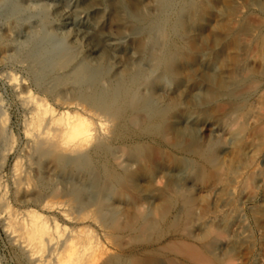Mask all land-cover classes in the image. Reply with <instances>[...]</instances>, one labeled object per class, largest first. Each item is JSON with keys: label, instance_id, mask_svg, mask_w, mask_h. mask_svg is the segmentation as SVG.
<instances>
[{"label": "bare ground", "instance_id": "obj_1", "mask_svg": "<svg viewBox=\"0 0 264 264\" xmlns=\"http://www.w3.org/2000/svg\"><path fill=\"white\" fill-rule=\"evenodd\" d=\"M26 1L29 11L20 0H0V13L10 22V37L3 38V51H18V59L25 62L33 82L32 91L25 82L20 86L14 74L7 77L26 111L22 126L28 150L24 162L16 159L11 172L12 187L23 192L17 204L20 207L10 205L8 188L0 178V214L5 231L21 253L23 264H122L116 260L114 236L106 225L111 220L104 221L111 201L128 197L129 182L136 177L131 173L133 168L140 171L148 163L143 149L153 145L179 151L181 157L177 159L186 164L181 171L168 167L159 170L151 181L154 188L142 198L158 201L154 213L158 222L174 207L164 200L166 193L171 199L173 190L161 192L171 177L175 182L170 186L175 191L176 187L191 190L196 182L191 175L202 162L217 167L213 185L220 186L227 178L217 166L222 133L241 118L240 103L248 93L237 91L251 77L243 78L245 67L238 68L236 61L223 62V45L234 31L218 32L212 47H208L204 33L227 17L239 23L264 0H250L248 4L231 0L230 7L223 0ZM26 12L27 19H33V32L25 30L26 42L19 46L16 36ZM166 13L170 23L167 35L160 37L154 26ZM255 33L245 30L241 35L252 39ZM200 43L205 49L198 50ZM258 51V58L264 62V40ZM235 54L245 63L256 57L241 50ZM160 57H165L163 69L153 75V63ZM215 70L217 76L212 75ZM214 104L226 107L217 118H207L203 113ZM256 108L254 133L240 148L241 158H236L240 171L230 181L232 195L251 189L249 174L255 184H264V171L258 163L264 155L260 138L264 136V103ZM5 115L0 113V145L7 135ZM202 132L210 139L202 142L197 135ZM12 146L0 156L6 157ZM136 148L140 149L138 154ZM141 172L138 174L143 175ZM212 188L206 192L208 196H213ZM254 198L249 192L244 201ZM144 205L133 206L135 210L123 224V239L132 241V233L139 235L155 227L145 221ZM216 212H227L235 219L236 234L230 236L223 228L206 225L203 239L209 240L207 245H214L202 246L206 255L232 263L231 245L243 247L249 242L246 222L234 205H222ZM256 231L264 235V225H257ZM257 262L264 264V253L258 254Z\"/></svg>", "mask_w": 264, "mask_h": 264}, {"label": "rangeland", "instance_id": "obj_2", "mask_svg": "<svg viewBox=\"0 0 264 264\" xmlns=\"http://www.w3.org/2000/svg\"><path fill=\"white\" fill-rule=\"evenodd\" d=\"M223 1L225 6L230 7L231 0H223ZM249 1L250 0H243L244 4H248ZM20 2L21 4H23L24 8L27 7L26 9H28L29 5H27L26 0H20ZM211 7L212 6H210L209 9H211ZM29 10L30 7L28 11ZM1 15L2 14L0 13V113H4L6 114L5 116H7L6 117L7 135L4 138V142L0 145V149L2 150V151L0 150V153L4 152V149L9 148L12 145H13L12 146L13 150L11 149V151L8 152V154H6V157L4 158L0 156V178L2 185L6 189L8 188L7 189L8 202H10V205H12L13 207L18 208L20 207L18 206L20 205L18 201L21 200V197L23 196L22 195L23 192L19 193L15 191V189L12 187L11 172L16 159L18 160L20 159L19 161L24 162L25 158H23V156H25L26 151L28 150L27 141L24 140L23 138V126H22L27 115L25 109L21 106V104L17 100L15 92H13V90L11 89L7 77L8 74H12V75L14 74L20 86L23 87L24 85H22V83L25 82L24 83L25 86L30 88V90L32 91H33V82L28 72V69L25 66L26 65L25 62L18 59L20 58L19 56L20 54L18 55V51H15V49L3 51L5 40L7 39V37L8 38L10 37V32H9L10 22L7 18ZM22 19H23L22 21L23 31L21 30V32L18 33V36H16V43L19 46L24 45L26 42L25 30H31L33 32V24H32L33 19L31 20L27 19V12L24 13ZM24 19H26L27 21ZM245 30L256 31L255 37L252 39H243L242 37L243 35L241 34L243 33V31L245 32ZM230 31L232 32L234 31L235 34L233 33V35L229 37L228 40L224 43L225 45H223V50H225L224 56L222 58L223 62L225 61L226 63L229 64V63H233V61H236V66L238 68L245 67L244 73L246 74H244L245 76L243 75V78L245 77V79H249L251 77V79H249L250 82L246 81L242 85L241 87L242 89L239 88L237 91L239 94L248 93L246 95V98L242 100L241 102L242 104L240 103V105L242 106L241 118L230 129H227V131L225 129L224 132L222 133V141L218 154L219 158L217 160L218 163L217 166L223 168V171L226 173L227 178L225 179L224 183L220 184V186L217 184L213 185L211 181L213 180L212 175L216 171L217 167L208 166L202 162L199 165L200 167L198 168V171L195 174L191 175L192 178L194 177L196 178V179L194 178L196 182L191 190H189L188 188L178 189V187H176L177 191H175L170 186L171 182H175L174 177H171L170 181L169 182L167 181L166 183L167 185H165V187L161 189V192L166 189L173 190L172 192H170L171 199H168L167 194L169 193H166L165 195L167 198L165 197L164 200L167 199V202L174 207L172 212H170V214L165 219H161L158 222L157 220L154 219L155 217L154 213H156L158 201L156 202L155 199V200H151L152 202L149 201L150 202L149 203L142 198H144L143 196L147 192L151 191L154 188L151 181L153 180V176L156 175L159 170L168 167L167 169L169 170L170 168L171 169L173 168V170L175 171H181L186 164L184 163V160L177 159L181 157V153L179 151L176 152L175 150H170L167 147H162L160 149L153 145L143 149L144 157L149 159L148 163H146L145 166L142 167L140 170L142 171L141 173L143 175L138 174L140 171L139 169L137 171V167L133 168L131 173L136 177L133 180L131 179L132 181L130 180L129 182L131 186L126 191L128 193L127 194L128 197L120 201L115 197L110 203L112 206L109 205V211L111 213L109 212L107 219H105L104 221L105 224H106V220L107 222L110 220L113 222L112 226H111L112 223L111 221L106 225L107 226L110 225V228L108 230L114 236L113 244L115 245V247H117L116 255L118 256L116 260L122 264H139V263L141 264H204L205 261L207 262L209 261L208 264H216V263L217 264H225V263L255 264L257 262L258 254L264 253V249H263L264 244H261L264 243L263 241L264 235L258 234L256 231L257 225H261V226L264 225V209H263L264 184L262 185L255 184L253 180L254 176L249 174L248 176L249 181L250 182L252 181L251 184L252 183L255 184L254 187H252V185L250 184L249 187H251V189L248 188L243 191H238L235 195L231 194L229 188L230 181L234 176L233 174H235V172L237 171H240L238 167L240 166L238 163L239 159L242 156V154H240L241 153L240 148L243 146L245 139H247L251 135V133L252 134L254 133L255 130L254 124L256 123L255 121L256 120L255 112L257 109L256 107L261 106L264 103V78H263L264 62L258 58V54H259L258 50L264 40V4L262 3L259 8H256V10L253 9L250 12H248L246 15H244V17H242L239 23H233L229 19V17H227L224 20L221 21L219 20L217 24H214V26H212L210 29H206L204 36L207 40H209L207 42L208 47H212L211 44H213L214 38L216 37V34H218V32H223L222 34H225ZM20 36L22 37L20 38ZM201 44L202 43L196 45L198 50L205 49V47H203L204 45ZM239 49L241 51H246L251 55L256 54L254 55V57L255 56L256 57L253 60L245 63L242 59L240 60L238 57L236 58L234 56L236 55L235 53L240 51ZM13 58H15L14 59L15 61L13 60ZM220 63L217 64V66L220 67L221 66ZM217 74H218L217 70L212 72L213 76H217ZM21 81L22 83H20ZM221 105L214 104L208 107L207 109H205L206 114L203 113L204 116L210 119L217 118L219 114H221L226 107L224 105L222 106ZM197 135L202 139V142L203 141L205 142L206 139L207 140L210 139L209 138L210 135L207 132H202V134L200 135L197 134ZM260 138H261V143H263L264 145V136H261ZM171 142L172 141H170V143ZM134 152L138 154V152H140V149L136 148ZM259 161H260L258 162L259 168L263 172L264 171L263 154H261V158L259 159ZM228 166H229V171L227 170ZM175 178H182V177L177 176ZM210 187H213L212 188L213 196H208L206 193ZM249 192H252L255 198L254 201L246 203L244 200ZM167 202L165 203L168 204ZM144 203H145L144 206L146 208H144L142 211L144 212V216L148 218L145 221L147 222V224L149 222L150 224H153V226L155 227H153V229L150 228L149 231L139 232V235L137 234L138 232L137 233L134 232V234L132 233L133 236L132 241H127L128 239H123L121 237L122 236L121 232H123L124 222H126L129 216L133 213L132 209H134L137 204L140 205ZM225 204L234 205L237 207L238 209L237 213L246 222L248 236H249V242L245 244L243 247L238 246V244L231 245V249H234L233 251H231V256L233 255L232 256L233 258H231V260L233 259L232 263L220 262L219 259H217L216 255L214 256L206 255L205 252L207 249L205 248V246L207 248H210L214 245V243L211 242L209 245H207L209 243V240L203 239L205 229L207 226H209V224L215 225L219 228H223L230 236H235L236 234L234 230L235 229L234 224L236 223L235 219L231 217L227 212H222L219 214L216 212L220 209L222 205ZM151 215H153V217ZM111 216H113V219ZM114 216H116L117 218L116 217L114 218ZM199 218H201V220L197 222ZM146 222H143V225L146 224ZM126 242L127 243L130 242L131 244L129 243V246H126L125 245ZM261 245L263 246V248ZM240 247H242V249ZM129 249H132V251L130 250L131 251L130 252ZM196 252H198L199 255ZM194 256L195 257L198 256L197 259H195ZM206 256L207 258L205 259V261L202 262L197 261L199 259L203 260L204 257ZM20 258H21V253L13 245L9 235L5 231L3 217L0 214V264H23V261ZM256 264H258V262Z\"/></svg>", "mask_w": 264, "mask_h": 264}, {"label": "clouds", "instance_id": "obj_3", "mask_svg": "<svg viewBox=\"0 0 264 264\" xmlns=\"http://www.w3.org/2000/svg\"><path fill=\"white\" fill-rule=\"evenodd\" d=\"M170 23V14L166 13L163 18H161L160 21L156 23L154 26V30L160 37H165L167 35V28ZM165 57H160L157 60L154 61L153 67L155 71L152 73L153 75L156 74V72L161 71L163 69V61Z\"/></svg>", "mask_w": 264, "mask_h": 264}]
</instances>
